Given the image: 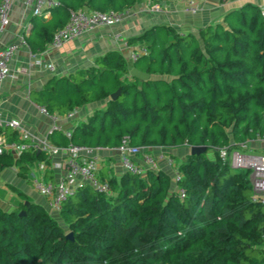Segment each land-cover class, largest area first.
I'll use <instances>...</instances> for the list:
<instances>
[{
	"label": "trees",
	"instance_id": "16d2710c",
	"mask_svg": "<svg viewBox=\"0 0 264 264\" xmlns=\"http://www.w3.org/2000/svg\"><path fill=\"white\" fill-rule=\"evenodd\" d=\"M57 1L47 11L58 19L28 39L33 49L45 48L72 10L124 12L138 0ZM132 42L144 47L132 65L110 50L86 70L50 77L36 93L38 104L59 114L106 101L70 136L55 133L57 142L115 148L127 136L143 148L207 145L214 157L189 153L174 177L162 168L97 170L109 189L76 188L59 218L26 195L13 210L0 206V264H264V195L255 199L251 168L220 154L264 137V5L243 1L198 35L158 24ZM133 66L172 78L143 80L130 74ZM43 158L31 149L3 152L0 170L14 165L29 176Z\"/></svg>",
	"mask_w": 264,
	"mask_h": 264
},
{
	"label": "crops",
	"instance_id": "0c3cea01",
	"mask_svg": "<svg viewBox=\"0 0 264 264\" xmlns=\"http://www.w3.org/2000/svg\"><path fill=\"white\" fill-rule=\"evenodd\" d=\"M195 2L198 9L193 12L187 0H138L124 11V17L118 23L98 25L93 30L67 40L57 47L49 42L43 49H33L28 39L37 35L43 23L54 22L58 17L49 11L44 15L35 16L24 0H15L10 12V23L0 34V47L10 43L17 45L9 62V74L0 79V117L4 121L19 119L21 126L19 128L2 126L0 134H4L10 141L26 142L30 146L34 142L45 140L54 145L64 146L57 142L55 133L67 135L68 131L71 132L75 125L86 120L95 109L104 106L106 101L79 106L71 117L66 116L67 112L61 114L59 119L61 128L54 129L53 119L43 113L39 108L40 104L35 101L36 93L43 88L50 77L69 75L81 69L86 70L95 65L97 56L110 50L120 51L131 64L132 53L144 49L141 42H132V40L147 28L165 24L172 25L182 32H193L198 35L202 27L222 20L226 11L242 3L239 0H195ZM155 5H158L159 9H155ZM49 64H53L55 70H51ZM26 133L27 137H25ZM209 150L213 153L210 157H214V150ZM144 151L155 157L163 154L164 157L158 160V168L166 170L174 177L179 163L190 153V145L183 144L172 148L149 146L145 147ZM234 151L263 155L264 137L240 144L238 148L229 152V155ZM260 151L263 152L257 153ZM4 152L15 157L19 156L13 150ZM37 152L42 151L37 150ZM95 152L99 158V176L104 171L109 175L126 171L121 165L120 154L116 147L95 149ZM42 153L44 158L32 163L30 173L35 172L45 181H57L65 175L66 157L63 154L49 157ZM143 155L144 152L135 159L146 169H150L143 160ZM86 158H88L86 153L77 157L79 161H84ZM30 173L29 176L23 175L14 165L0 170V206L5 210H13L23 200L22 196L26 195L28 196L26 200L42 205L55 217L59 216V210L53 209L49 198L34 186Z\"/></svg>",
	"mask_w": 264,
	"mask_h": 264
},
{
	"label": "built area",
	"instance_id": "2783aa9c",
	"mask_svg": "<svg viewBox=\"0 0 264 264\" xmlns=\"http://www.w3.org/2000/svg\"><path fill=\"white\" fill-rule=\"evenodd\" d=\"M15 0H0V34L4 31L7 25L10 23V12L12 5ZM27 5L32 9L34 15H44L47 13V9L52 6L58 5L57 0H24ZM191 6V10L196 12L198 7L195 0H187ZM239 1H255L262 6L264 5V0H239ZM155 9H159L158 5L154 6ZM124 17V12L120 11H92L88 12L83 9L72 10L70 12V17L68 22L61 28H59L51 40L53 46H60L65 41L78 37L79 35L89 32L101 24H114L120 22ZM17 49V45L10 43L4 47H0V79L5 78L9 72V62L13 58V55ZM144 51H134L131 58L136 60L137 57ZM51 70H55L53 64H49ZM40 110L49 115L53 121L54 129H60L59 119L61 114L52 113L48 108L41 104L39 105ZM76 110L69 111L66 116L71 117L74 115ZM10 126L13 128H19L21 126V121L16 118H12L8 121H4L0 117V127ZM27 133L25 137H27ZM67 135L70 136L71 132L68 131ZM32 148V150H40L44 152L47 156L53 157L57 154H63L66 157V173L61 176L57 181H45L42 177L37 175L35 172H31L30 176L34 186L44 195L49 198L50 206L53 209L60 210L62 202L72 194L76 188L84 185L91 184L101 191H107L109 185L107 182H102L99 180L97 175V170L99 168V158L95 149H100L103 147L91 148L85 145H80L76 143H69L65 146H58L49 143L47 140L42 142H34L31 146L26 142L10 141L4 134H0V154L6 150H13L15 153L20 155L23 151ZM120 154V162L126 171L135 174H144L146 168L139 164L135 159L137 155L144 152L143 160L152 169L158 168V160L164 157L163 154L157 157L153 156L151 153L144 151L145 148L141 146H136L130 143L127 136H124L120 144L116 147ZM86 153L88 158L84 161H79L77 157ZM228 153L226 148L221 149V156L225 158ZM252 156L249 159L247 155L240 153L239 151L234 152L232 155V164L236 167H248L251 165L252 168V183L256 193L255 199L260 195H264V154L263 155H248ZM172 163V161H169ZM179 193L181 196L184 195L185 191L183 188H179ZM264 202V198L262 199Z\"/></svg>",
	"mask_w": 264,
	"mask_h": 264
},
{
	"label": "water",
	"instance_id": "95a60500",
	"mask_svg": "<svg viewBox=\"0 0 264 264\" xmlns=\"http://www.w3.org/2000/svg\"><path fill=\"white\" fill-rule=\"evenodd\" d=\"M130 74L133 76H137L143 80H147V79H152V78H162V79H171L172 77L170 76H156L154 74H151L149 72L143 71L140 68L133 66L130 69ZM120 93V89H118L117 91H115L114 93L111 94V98L116 99L117 96ZM208 146L207 145H200V144H194V145H190V153L191 154H200L203 153L207 150ZM40 151V150H39ZM27 204H29V201H26ZM20 215H25L26 211L25 210H21L19 212ZM67 238H73V233L69 232L67 234Z\"/></svg>",
	"mask_w": 264,
	"mask_h": 264
},
{
	"label": "rangeland",
	"instance_id": "374dc122",
	"mask_svg": "<svg viewBox=\"0 0 264 264\" xmlns=\"http://www.w3.org/2000/svg\"><path fill=\"white\" fill-rule=\"evenodd\" d=\"M209 149H212V148H209ZM208 150V149H207ZM206 150V151H207ZM213 150V149H212ZM234 152H236V151H234ZM234 152L233 153H231L230 155H229V153H227L226 155H225V157H229V159L231 160V162H232V159H231V157H232V155L234 154ZM263 151H260V152H257V153H262ZM206 154L208 155V156H212L213 155V153L211 152V150H209V151H207L206 152ZM243 154H245V155H247V157L249 158V159H252V156H248V155H256L255 153H253V154H246V153H243ZM177 163H178V160L176 161ZM175 162V163H176ZM175 165V164H174ZM248 165V167H246V168H251V165L249 166V164H247ZM241 167V166H240ZM252 173H253V171H252V168H251V171H250V179L252 180ZM56 217L57 218H59V216L58 215H56Z\"/></svg>",
	"mask_w": 264,
	"mask_h": 264
}]
</instances>
